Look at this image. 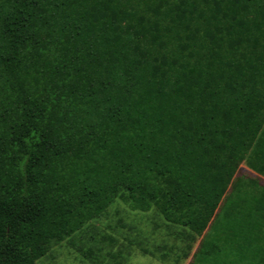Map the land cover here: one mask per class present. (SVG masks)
<instances>
[{
	"label": "trees",
	"instance_id": "obj_1",
	"mask_svg": "<svg viewBox=\"0 0 264 264\" xmlns=\"http://www.w3.org/2000/svg\"><path fill=\"white\" fill-rule=\"evenodd\" d=\"M9 1V9L0 16V36L13 39L0 43V130L9 138L6 148L0 140V264H36L60 243L90 264H127L136 250L159 254L169 262L172 255L175 260L187 257L195 233L206 227L189 264H264V186L257 177L232 178L241 161L264 178V56L243 62L226 58L224 51L231 48L226 46L228 26L208 23V30L206 22L213 20L204 16L205 11L199 13L197 0L196 6L186 0H128L129 5L107 0L85 5L77 0ZM256 1L262 5L260 23H252L255 15H244L238 5L242 14L237 23L247 24L264 44V0H245L242 7L246 11ZM38 28L52 29L58 39L49 42L52 33L40 36ZM201 28L209 35L222 34L220 43L215 41L217 52L202 53L198 44L182 41ZM146 35L158 48L152 57L142 48ZM185 51L192 59L179 57ZM22 53L34 63L32 69L25 71L23 62L10 64L13 56L21 61ZM236 83L242 89L246 83L252 86L251 93L244 88L236 100L240 108L219 95L222 86L233 88ZM167 98L174 101L176 135L179 121L188 120L184 143L180 137L179 144H155L158 124L149 121L128 140L113 127L92 139L98 150L112 148L121 162L118 169L106 160L98 166L97 155L91 163L93 170L104 171L113 187L136 194L145 187V170L152 172L148 167L157 162L155 174L172 186L157 192L166 221L160 227L173 241L150 250L145 236L120 221L117 227L124 232V241L99 229L74 230L57 218L49 208L50 198L35 190L39 166L57 148V133L65 138L77 131L75 127L85 129L96 102L104 103L96 114L107 117L103 111L114 112L117 121L121 116L161 113ZM206 105L208 113L201 110ZM241 109H247L243 115L260 117L259 123L255 118L241 122ZM235 126L242 135L226 136ZM191 151L200 160H194L188 173ZM123 160L129 163L125 168ZM129 170L130 181L114 177ZM197 185L200 190L194 192ZM196 199L211 209L208 224L201 213L183 216ZM178 222L187 228L174 225Z\"/></svg>",
	"mask_w": 264,
	"mask_h": 264
},
{
	"label": "rangeland",
	"instance_id": "obj_2",
	"mask_svg": "<svg viewBox=\"0 0 264 264\" xmlns=\"http://www.w3.org/2000/svg\"><path fill=\"white\" fill-rule=\"evenodd\" d=\"M54 1V0H51ZM69 1V0H60ZM108 2L112 1L113 3L116 1L125 2L127 1L128 5L130 2L128 0H107ZM140 2V0H136ZM187 3L193 6H196V0H186ZM200 3L199 13L203 10L205 11L206 17L211 18L213 21L206 22L208 23H218L228 26L225 31L226 36V46L227 48L230 46V49H227L225 52V57L235 58L239 61L243 62V60H251V58H255L258 56H264V44H262L261 39H257L254 36L253 30L248 28L247 24H239L237 23L238 18H240L239 13L244 12L248 14L251 13L255 15L253 19L250 21L252 23H260L257 17L261 14V3L256 1L245 11L244 5L245 0H197ZM220 1V9L218 6V2ZM95 0H77V3L80 5L92 4ZM11 2L9 0H0V16L5 10L9 9V4ZM144 5V4H142ZM237 5L239 12L237 11ZM131 6H126L129 8ZM185 7L189 9V6L185 4ZM234 18V19H233ZM205 23V22H204ZM209 26V27H208ZM205 26L208 27V30L211 29L210 25ZM198 30L195 34L188 35V33L184 36L186 44L188 41H192L195 44L200 46V51L202 53L209 52H217V47L215 45V41L220 43L222 40V34L213 32L212 35L207 34L204 30ZM39 33L40 36H47L52 33V37H49L48 41L53 42L58 39L55 32L51 30L47 31L44 28L35 29ZM148 35L143 37L142 48L149 52L150 56H154L157 54L158 48L152 41L145 39ZM196 39V41H195ZM13 43V39L3 38L0 36V43ZM235 42V44H234ZM153 44V46L151 45ZM4 45V44H3ZM16 50V49H13ZM195 49L193 51H197ZM23 57L21 61H19V57H12L10 60V64L14 65L16 62H23L22 66L25 71L32 69L34 67V63L30 60H27L29 56H26L24 53L21 54ZM180 58L184 59H192L191 55L188 54V51H185L179 54ZM25 61V62H24ZM251 84L246 83L242 89L241 83H236L233 85V88L222 86V92H219V95L225 97V102H229L233 100L234 107L240 108L236 102L237 99L240 98L243 92L247 90V92L251 89ZM245 88V90H244ZM233 89V90H232ZM189 96V93H188ZM173 98V97H172ZM172 98H167L166 101H163L161 104V113L160 111H155L150 116L140 115L136 118H131L129 116H121L117 118H112L114 112H106L105 116L102 117L99 114H96L97 111H101L104 108V103L96 102L94 108L87 114L90 118L89 122L85 124V129L77 128V131L71 133L69 136L63 138L60 133L57 134V148L53 151V153L48 158L49 160L43 162L37 171V177L35 182V190L42 197L50 198L51 202L49 205L50 210L59 218L60 220L66 222L69 226L75 229H83V228H92L99 229L102 231H107L108 233H112L115 235L120 241H124V232L118 228V222L128 225V227H133V231L136 234L145 236L148 239V249L150 246L163 245L166 241L170 244L173 239H169L166 237V229L162 226L163 222H166L164 219V213L160 210V201L157 196V192L159 189L171 190L172 186L164 181V179L160 178V176L156 175L155 169L159 164L157 162H152V167H148L153 169L152 172L145 170V187L141 188L142 193H129L125 190L117 189L113 187L109 180L106 179L104 171L100 167H96L93 170V164L91 163L92 157L95 155L98 156L96 164L98 166L102 165L104 160L107 163H112L115 169H118V166L121 162H118L117 156L114 154L112 148L109 146L100 147L101 150L96 148V142L93 141V135H101L108 134L112 129L115 128V132H119L123 138L128 140L132 133L139 128L140 126H144L147 124V121L156 125L157 128L154 130L155 144H170L184 143L183 139L188 128V120L179 121L178 126L181 128L178 132V135L175 133V123L172 118H174V101ZM183 105V103H182ZM162 106H165L168 110ZM201 110L208 113L209 106L201 107ZM247 112V109H241L238 117L242 118L240 121L243 122L246 118H255V124L259 123L260 117H255L252 114L243 115ZM236 114V112H234ZM237 115V114H236ZM109 116V117H108ZM123 117V118H122ZM87 119L88 118H84ZM143 122V123H142ZM235 122V120H234ZM233 122V123H234ZM84 124V123H81ZM89 124V127H88ZM117 125V126H116ZM166 127L163 128L160 127ZM114 127V128H113ZM91 128H95L97 132L92 130ZM148 128V127H147ZM111 129V130H110ZM124 130V131H118ZM6 132L0 130V140H2V145H5L6 148V139L8 140V136L5 137ZM119 134V135H120ZM231 135L232 139L239 138L242 135V131L236 126L226 132V136ZM4 138V139H2ZM143 142L145 139L143 136L141 137ZM230 138V139H231ZM4 142V143H3ZM0 144V145H1ZM231 149V148H229ZM212 152V149H210ZM68 155H67V154ZM66 154V155H64ZM192 159L188 161L186 164V169L188 173L191 172L192 165H194V160L199 161L194 157L196 151L194 153L191 151ZM102 156L106 158H101ZM78 157H82L83 161L80 162ZM141 159L145 157V155L140 156ZM147 157V156H146ZM156 158V157H155ZM133 162H140L141 160H132ZM203 161V159H202ZM123 167L128 166V160H123ZM204 163V161H203ZM166 167L165 164L162 163ZM93 170V171H92ZM117 172V171H116ZM150 172V173H149ZM118 173V172H117ZM115 173L114 177L117 175V179H122L124 181L132 180V172L129 170L128 173L125 174H117ZM246 176V177H257L260 183L264 186V178L257 176L254 172L248 169L244 161H241L238 164L235 172L232 176ZM200 182V181H199ZM230 189V182L227 184L226 193ZM200 190L199 185L194 189V192H198ZM185 193L182 191L181 195L185 197ZM225 194V193H224ZM223 197V195H222ZM221 197V198H222ZM216 211V210H215ZM183 216H195L199 213L204 214L207 217V224L212 218L211 209L209 206L198 201V199L192 202L190 207L185 208L183 211ZM181 229H186L187 226L177 223L174 224ZM159 226V227H158ZM207 229L204 228L201 231L195 233V239L191 244V249L187 257H181L175 260L176 256L172 255L169 257L168 261H162L159 259V254L155 256H151L148 254H143L141 251L136 250L129 257L127 264H189L192 260V254L196 250L199 245V241ZM129 229L127 230V232ZM157 246V245H156ZM60 247H68L67 244L62 243ZM72 250L74 257L85 260L82 256L77 254L72 248L68 247Z\"/></svg>",
	"mask_w": 264,
	"mask_h": 264
},
{
	"label": "crops",
	"instance_id": "obj_3",
	"mask_svg": "<svg viewBox=\"0 0 264 264\" xmlns=\"http://www.w3.org/2000/svg\"><path fill=\"white\" fill-rule=\"evenodd\" d=\"M62 243L51 249L36 264H90L88 261L76 258L68 247H60Z\"/></svg>",
	"mask_w": 264,
	"mask_h": 264
}]
</instances>
